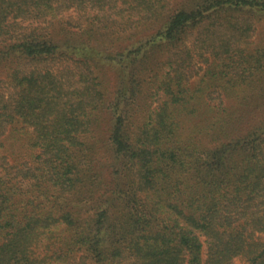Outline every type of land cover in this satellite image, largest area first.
<instances>
[{
    "label": "trees",
    "instance_id": "obj_1",
    "mask_svg": "<svg viewBox=\"0 0 264 264\" xmlns=\"http://www.w3.org/2000/svg\"><path fill=\"white\" fill-rule=\"evenodd\" d=\"M239 258L264 264V0H0V264Z\"/></svg>",
    "mask_w": 264,
    "mask_h": 264
},
{
    "label": "rangeland",
    "instance_id": "obj_2",
    "mask_svg": "<svg viewBox=\"0 0 264 264\" xmlns=\"http://www.w3.org/2000/svg\"><path fill=\"white\" fill-rule=\"evenodd\" d=\"M75 14L76 12L73 9H70V10L65 11L63 15L67 17L69 15H75ZM55 26H58V25H55ZM235 264H246V262L244 259L239 258L235 261Z\"/></svg>",
    "mask_w": 264,
    "mask_h": 264
}]
</instances>
